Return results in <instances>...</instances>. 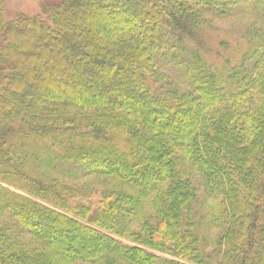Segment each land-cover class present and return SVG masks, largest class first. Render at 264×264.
I'll return each instance as SVG.
<instances>
[{"label":"trees","instance_id":"16d2710c","mask_svg":"<svg viewBox=\"0 0 264 264\" xmlns=\"http://www.w3.org/2000/svg\"><path fill=\"white\" fill-rule=\"evenodd\" d=\"M41 5L0 0V264H264V0Z\"/></svg>","mask_w":264,"mask_h":264},{"label":"rangeland","instance_id":"374dc122","mask_svg":"<svg viewBox=\"0 0 264 264\" xmlns=\"http://www.w3.org/2000/svg\"><path fill=\"white\" fill-rule=\"evenodd\" d=\"M43 1L44 0H5V17L7 20H12L21 13L30 15L40 13L42 11L41 4ZM231 29L230 22H221L219 27L214 28L213 34L224 36L226 33H230ZM158 253L170 257L167 254Z\"/></svg>","mask_w":264,"mask_h":264}]
</instances>
